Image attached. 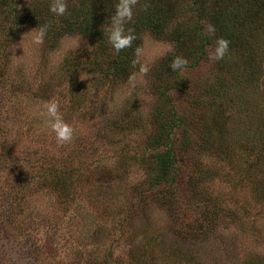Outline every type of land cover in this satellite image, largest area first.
Listing matches in <instances>:
<instances>
[{
    "label": "rangeland",
    "instance_id": "obj_1",
    "mask_svg": "<svg viewBox=\"0 0 264 264\" xmlns=\"http://www.w3.org/2000/svg\"><path fill=\"white\" fill-rule=\"evenodd\" d=\"M4 1L0 264H264V191L250 166L261 152L237 132L242 122L264 125V102H256L264 101V19L233 27L256 34L251 57L246 39L232 44L212 33L221 0H108L104 33L94 31L104 41L68 24L71 8L99 0ZM160 2L174 8L165 31H136L132 21ZM177 27H190L189 56L177 52L182 39L163 35ZM203 35L211 40L205 58L197 49ZM133 39V53L120 55L127 72L115 75L112 60ZM188 78L202 85L207 119L188 108L190 117L155 148L156 113L184 115ZM211 86L226 91L224 105ZM166 149L179 162V181L151 183L154 156Z\"/></svg>",
    "mask_w": 264,
    "mask_h": 264
},
{
    "label": "trees",
    "instance_id": "obj_2",
    "mask_svg": "<svg viewBox=\"0 0 264 264\" xmlns=\"http://www.w3.org/2000/svg\"><path fill=\"white\" fill-rule=\"evenodd\" d=\"M222 2L219 4V6L216 9V12H214L210 16L209 22L211 23V27H214V29L217 31H214L213 34L221 38L223 41L224 39L227 40L229 38L232 39V44L241 41L242 43L243 39H246V46L247 49L250 50L248 52V55L253 57V54L255 53V49L253 48V40L256 38V34H252L251 32H239L237 29L236 31L233 30V27H238V25H242L244 27H253L255 22H261V19H264V0H221ZM6 1L0 0V11L2 10V6L5 5ZM149 8H152L151 13L146 15L145 13L139 14L140 16L136 18V20H133L132 22L135 23V29L136 31L141 30L140 27L144 26H152L154 32H161L165 31V22H166V16L168 13L172 10H174L173 6L166 8L163 3H149L147 4ZM39 6V5H38ZM37 6V4L34 6L32 12L36 14H40V8ZM109 5L108 0H99L95 3V6L85 8H71V20L69 19V30L71 33H81V34H87L91 35L93 33V36H95L98 40H103V34H99L100 32H94L95 29L99 28L100 26L103 27L105 24L104 18L109 15L107 14ZM91 8V9H90ZM170 9V10H169ZM107 11V12H106ZM198 11V10H197ZM241 14H240V13ZM28 17V16H27ZM168 19V18H167ZM157 20V21H156ZM27 21V20H26ZM42 22V20L38 19V16H32L28 17L27 23H38ZM20 23V22H19ZM19 23L15 25H20ZM25 23V22H24ZM138 29V30H137ZM100 30V29H98ZM101 31V30H100ZM102 32V31H101ZM104 33V32H102ZM138 32H132L130 37L132 36L136 37V34ZM190 27L182 30L181 28L177 27L172 32H165L163 35H165L167 38L174 39L179 38L182 39V46L178 48L177 52L180 53L181 51L186 53L188 56L191 55V50H193V47H191L188 43V37L187 34L190 36ZM193 33V32H192ZM200 33V32H199ZM246 34V38H245ZM194 35V33H193ZM11 36V34H10ZM203 38L205 42L201 44V46L197 49L201 51L202 58L206 57L208 52V46L207 43H211L210 38L207 35H203ZM136 39V38H135ZM135 39L131 40L129 44L125 42L127 45H120L119 48V54L116 56L114 60H112V66L115 71V75H118L119 73L125 74L127 72V68L129 65V61L127 56L124 58H120V55L123 53H133V50H135V44L132 43L135 41ZM187 43V44H184ZM239 44V42H237ZM102 53H105L104 45L101 46ZM171 60V59H170ZM238 73H232L233 76H237V74L240 73L241 68H237ZM257 81V79H256ZM241 81L239 82L237 80V86L234 85V94H230L231 99L235 102H238L236 100V95L240 92L238 88H240ZM197 88V89H195ZM226 86H224L223 89H225ZM202 85L198 83L197 80H194L192 78H188L185 80L184 83V90L183 95L186 96L187 104L189 107L185 108V113L182 116H175L173 119H167L165 118L161 112V107H159L157 111V115H160L159 117L161 120L159 121L158 125L155 127L158 129L157 132L153 135L152 143L153 147L159 148L162 145L167 144V138L173 135L174 128H176L177 125H181L184 121V117H190L188 116V108H193L192 113H196V119H200L202 121H206L207 116L204 115L202 112V109L206 107V104H208L207 100L203 98L202 94ZM197 92V93H196ZM210 92L213 94H216V97L219 98L224 105V98L226 95L225 90H213L212 86L210 88ZM225 92V93H224ZM197 95H202L201 97H197ZM250 101V100H249ZM258 104H261L264 101L256 100ZM214 104V102H212ZM211 105V102H210ZM218 106V105H217ZM216 106V107H217ZM244 106V105H242ZM218 113L215 116L214 119H216L218 123H220L219 117H221L223 114V110L220 109V106L217 107ZM230 117V116H229ZM192 118V117H191ZM226 119V118H225ZM252 119V118H250ZM262 119H264V114ZM219 120V121H218ZM225 123V121H224ZM207 124H210V118L208 117ZM239 136L240 140H246V142L251 143L250 148H255L259 152H261V156L254 161L250 166L251 169L256 170L257 172H261L260 174L257 173L258 181L257 185L259 186V189L261 191H264V125L259 124L257 128L255 127V122L250 120L249 123L242 122L239 124ZM205 140H207L205 138ZM208 141V140H207ZM204 143V141H203ZM206 144H208L205 141ZM188 146V143L186 144ZM252 146V147H251ZM206 147V146H205ZM187 150V149H186ZM156 164L158 167V170L150 175L149 181L151 183L156 184H164L165 182L174 183L179 181V162L177 161L176 157L172 154L170 149H166L161 154H156L155 156ZM160 195L166 199L168 194L163 189H160ZM145 193V197H146ZM208 223L207 221L202 222H196L197 227H200L201 224Z\"/></svg>",
    "mask_w": 264,
    "mask_h": 264
}]
</instances>
